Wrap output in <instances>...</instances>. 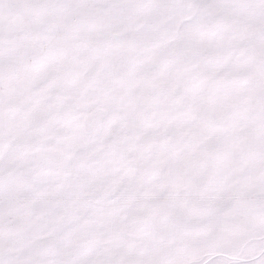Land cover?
<instances>
[{
    "label": "snow or ice",
    "instance_id": "6c2138e0",
    "mask_svg": "<svg viewBox=\"0 0 264 264\" xmlns=\"http://www.w3.org/2000/svg\"><path fill=\"white\" fill-rule=\"evenodd\" d=\"M0 264H264V0H0Z\"/></svg>",
    "mask_w": 264,
    "mask_h": 264
}]
</instances>
